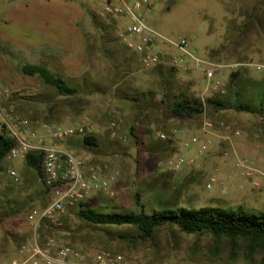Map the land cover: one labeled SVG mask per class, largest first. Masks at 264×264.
Segmentation results:
<instances>
[{"label":"rangeland","instance_id":"obj_1","mask_svg":"<svg viewBox=\"0 0 264 264\" xmlns=\"http://www.w3.org/2000/svg\"><path fill=\"white\" fill-rule=\"evenodd\" d=\"M18 3L28 6L25 15L29 18L24 21L19 14L16 22L6 27L18 44L0 43V57L20 54L15 59L18 70L30 63V56L18 49L37 40L35 33L43 16L54 21L72 20L85 12L92 19L87 37L93 71L84 78L62 77L78 90L77 94L59 96L41 80L28 79L23 89L7 86L9 92L0 98V109L24 119L32 129L45 123L64 127L87 124L98 147L85 146L83 138L68 144L77 155L116 180L115 196H93V208L106 213H151L164 207L264 212V113L239 111L232 105L235 99L251 104L256 94L254 104L264 101V71L258 70L264 67V0H160L149 15L153 28L172 38H186L200 57L217 66L222 74L209 84L201 69L187 74L167 65L176 71L162 81L154 74L159 65L144 69L138 55L127 52L120 42L117 20L105 17L96 0ZM84 20L87 22L84 18L82 25ZM233 73L238 76L232 78ZM181 91L200 102L213 98L230 104L224 109L206 105L204 112L193 118L175 117L170 107ZM13 101H17L14 106ZM112 121L126 136L125 141L111 138ZM206 121L212 124L207 134L203 131ZM175 129L178 133L172 136ZM158 132L167 134L171 145L164 146L155 136ZM195 135L200 137L199 144L192 143ZM207 139L210 145L204 153L201 146ZM177 156L194 159L195 167L170 173L165 166ZM205 157L229 163L227 176L237 179L242 188L234 183L237 191L232 182L222 179L217 171L220 166L206 167ZM239 159L249 160L258 172L249 176L238 166ZM9 165L18 172V183L5 173ZM211 176L217 183L208 190ZM47 202L40 177L25 161L3 163L0 264H8L18 248L29 242L27 216ZM50 233L86 254L107 251L122 256L128 264H261L264 256L261 249L250 254L243 240L233 246L227 238L217 239L207 232L187 234L177 226L160 227L152 240H139L135 227L94 225L81 219L75 208L68 209Z\"/></svg>","mask_w":264,"mask_h":264},{"label":"built area","instance_id":"obj_2","mask_svg":"<svg viewBox=\"0 0 264 264\" xmlns=\"http://www.w3.org/2000/svg\"><path fill=\"white\" fill-rule=\"evenodd\" d=\"M6 1L12 0H0V7ZM96 1L100 3L105 17L126 21L125 26L118 32V38L127 52L139 56L144 69L161 64L177 67L187 74L201 69L208 84L222 74L216 70V65L200 57L186 38H172L150 25L148 17L160 0ZM258 70L264 71V67H258ZM8 92V89L0 87V98ZM211 127L212 124L206 121L204 133L207 134ZM109 131L112 139L122 141L127 139L118 132L115 121L109 124ZM177 133L178 130H173V135ZM0 134L14 142V147L6 155L5 162L25 161L32 153L42 155L40 180L48 198L44 207L29 212L27 216L29 242L18 248L15 257L8 264H128L122 256L107 251L86 254L50 233L51 228L60 225L61 218L68 209L90 203L93 196L109 198L115 196V178L107 177L103 168L91 165L87 159L77 155L74 147L68 144L76 138L94 136L87 124L79 123L64 127L45 123L37 129H32L24 119L0 109ZM236 135H239V132H236ZM155 136L162 141L169 138L167 134L161 132ZM222 139L227 141L226 136ZM192 143L199 144L200 137L195 135ZM209 145L210 140L207 139L202 143L201 152L205 153ZM251 164L247 159L238 161V166L246 169L249 176L258 172ZM195 165L194 159L177 156L168 162L167 167L171 172H180ZM5 173L14 182L20 181L18 172L10 165L5 167ZM216 183L217 179L211 176L206 188L212 190Z\"/></svg>","mask_w":264,"mask_h":264},{"label":"trees","instance_id":"obj_3","mask_svg":"<svg viewBox=\"0 0 264 264\" xmlns=\"http://www.w3.org/2000/svg\"><path fill=\"white\" fill-rule=\"evenodd\" d=\"M19 71L26 76H38L44 85L56 89L59 96H73L78 93L76 88L69 86L62 77L52 73L44 65L24 64L19 68ZM175 71L174 68L161 66L157 73L165 78L166 74H173ZM237 76L238 74L233 73L231 77ZM255 96L251 104L235 99L232 105L239 111L264 113V101L254 104ZM229 104L228 101L213 98L200 102L191 99L181 91L170 107V112L175 117L193 118L201 115L206 105L224 109ZM131 134L134 135L133 132ZM162 143L164 146L171 145L172 140H164ZM83 144L89 148H96L99 143L95 136H89L83 139ZM12 147H14V142L7 136L0 134V172L5 157ZM41 162L42 155L34 153L29 154L25 160L26 165L36 171L39 177ZM136 200L139 202L138 195H136ZM75 209L76 214L81 219L94 225L135 227L139 233L137 238L143 241L152 240L155 237L156 230L160 227L177 226L187 234L207 232L217 239L227 238L233 246H235L236 241L243 240L247 244L250 254H254L259 249L264 251V212H252L243 208L204 207L188 209L185 207H164L151 213H146L143 210L138 213L133 211L106 213L93 208L89 202L83 203ZM261 264H264V256Z\"/></svg>","mask_w":264,"mask_h":264},{"label":"crops","instance_id":"obj_4","mask_svg":"<svg viewBox=\"0 0 264 264\" xmlns=\"http://www.w3.org/2000/svg\"><path fill=\"white\" fill-rule=\"evenodd\" d=\"M18 2L19 0L6 1L0 7V43H4L7 45L18 44L17 40L13 38V35H10V32L6 31V27L10 23H13L14 21L16 22L19 14H21L24 21H27V19L29 18V16L26 17L25 15L29 12L28 6H21ZM45 4L49 5V3L47 2H45ZM84 18L87 19V22L86 20H84L85 24L82 25ZM39 22H41V24H39L41 25V27L36 29L35 33L37 40L33 43H30V45H22L21 47L23 48V50L20 48L18 49L21 50L18 52H22L30 56V63L28 64L44 65L52 73L63 78H65L64 76L84 78L87 74H90L93 71V64L91 63L89 56V42L87 37V32L89 31L90 26L93 25L92 19L90 18L89 14L86 15L85 12H82L80 16L75 19H62L60 21H54V19L43 16V18H41ZM117 22L118 24L115 26V28L118 27L119 32L122 27L125 26L126 21L123 19H117ZM19 55L20 54H12V58L0 57V87L7 89V86H9L18 90L23 89V85L24 83L29 81L28 79L41 80L38 76L31 77L24 74V76L21 75V72L17 68V63L15 62V59L17 57H20ZM127 65L129 66V63H127L126 66ZM161 66L168 67L166 64H161L155 69L154 74L156 77H159L158 79L160 80L167 79V76L165 78H162V76L157 73L158 69ZM151 69L153 70V68ZM54 90L58 94L57 90ZM16 103L17 101H13L12 105L14 106ZM171 134L172 136H175L173 135V130ZM221 162L212 161L207 157L205 160V165L208 168L220 166L217 170L218 175H220L222 179H226L227 181L229 180L228 182L230 183L232 182V187L235 190H237V186L241 189L242 185L236 183L237 179L232 176H227L228 173L226 171V165H228L229 163L224 160H221ZM165 168L168 169L167 165L165 166ZM170 173L173 172L170 171ZM234 183H236L237 186L233 185Z\"/></svg>","mask_w":264,"mask_h":264}]
</instances>
